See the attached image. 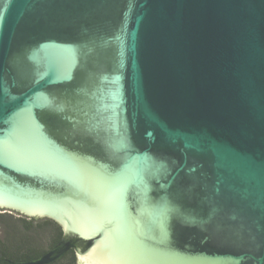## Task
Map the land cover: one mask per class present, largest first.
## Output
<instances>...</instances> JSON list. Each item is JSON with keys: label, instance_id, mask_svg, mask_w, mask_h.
<instances>
[{"label": "water", "instance_id": "water-1", "mask_svg": "<svg viewBox=\"0 0 264 264\" xmlns=\"http://www.w3.org/2000/svg\"><path fill=\"white\" fill-rule=\"evenodd\" d=\"M0 208L26 264H264V0H0Z\"/></svg>", "mask_w": 264, "mask_h": 264}, {"label": "flooded vegetation", "instance_id": "flooded-vegetation-1", "mask_svg": "<svg viewBox=\"0 0 264 264\" xmlns=\"http://www.w3.org/2000/svg\"><path fill=\"white\" fill-rule=\"evenodd\" d=\"M63 228L55 220L29 217L0 208V264H26L38 261L60 243ZM44 264H78L75 248Z\"/></svg>", "mask_w": 264, "mask_h": 264}]
</instances>
